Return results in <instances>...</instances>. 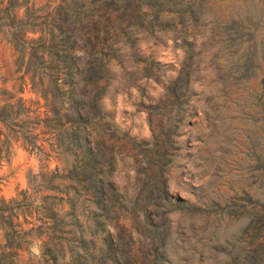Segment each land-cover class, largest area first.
<instances>
[{
  "label": "rangeland",
  "instance_id": "1",
  "mask_svg": "<svg viewBox=\"0 0 264 264\" xmlns=\"http://www.w3.org/2000/svg\"><path fill=\"white\" fill-rule=\"evenodd\" d=\"M60 1L28 7L44 16ZM89 10L102 44L97 104L106 125L81 128L84 143L96 132L115 155L101 166L112 187L104 182L99 210L83 183L67 181L77 158L53 135L68 124L45 116L29 86L18 91L19 55L0 36V111L12 106L0 121V245L6 233L20 248L12 264H151L144 236L166 230L163 264H211L196 256L204 238L212 247L244 243L240 232L264 200V0H202L191 19L179 0H96ZM19 98L36 113L15 117ZM144 153L160 160L159 172H145ZM134 204L151 205L136 211L140 238L121 234L115 254L110 239ZM44 244L53 255H42Z\"/></svg>",
  "mask_w": 264,
  "mask_h": 264
},
{
  "label": "trees",
  "instance_id": "2",
  "mask_svg": "<svg viewBox=\"0 0 264 264\" xmlns=\"http://www.w3.org/2000/svg\"><path fill=\"white\" fill-rule=\"evenodd\" d=\"M94 2L96 0H61L49 13L39 16V10L33 11L28 7V0H0V36L11 43L19 55L16 67L22 75L18 91L22 93L23 88L29 86V91L43 101L45 116L54 121L65 120L68 124L67 128L53 135L57 145L65 144L66 149L74 151L77 158L76 165L68 172L67 181L72 184L75 180L83 183V189L94 199L95 208L102 210V196H105L103 184L106 182L109 187L112 184L106 181L108 176L101 171V166L107 161V166L111 167L115 155L107 156L103 149L104 139L96 132L90 136L91 145L84 143V130L81 128L82 122L89 121L90 127L101 132L106 125L97 104L103 89L101 81L105 76V68L98 57V49L102 44L96 42V15L89 10ZM179 2L191 8L184 18L198 17L195 9L199 8L202 0ZM22 9L23 13L19 16ZM18 108L19 114H15L18 118H28L36 113L32 103L22 98L18 99ZM11 110L12 106L5 104L0 111V121L8 120ZM161 129L168 141L171 132L168 120ZM145 145L149 146L148 143ZM150 156L152 154L144 153L141 163L147 166L145 172L152 175L162 169V164L160 160H151ZM163 195L167 200L165 191ZM135 206L130 209V217L118 224L117 232L110 239L111 245L114 242L116 244L113 247L115 254L118 253L121 234L127 235L133 242L135 236L140 238L132 227L137 219L136 211H145L143 214L147 215L146 211L151 205L140 210ZM148 218L146 222L151 224L152 218ZM159 222L164 224L166 220L159 218ZM7 225L13 227L11 221ZM241 232L244 243L235 241L222 248L221 253L226 256V262L223 263L264 264V200L249 214L248 223ZM149 233V236H144L148 240L144 247L150 248L146 250L152 253L150 263L163 264V252L160 249L166 241L167 231L149 230ZM8 239L4 233L5 244L0 245V264H12L10 258L20 249ZM53 251L52 247L44 244L42 255L51 256Z\"/></svg>",
  "mask_w": 264,
  "mask_h": 264
},
{
  "label": "water",
  "instance_id": "3",
  "mask_svg": "<svg viewBox=\"0 0 264 264\" xmlns=\"http://www.w3.org/2000/svg\"><path fill=\"white\" fill-rule=\"evenodd\" d=\"M229 244L228 238L225 240L223 239V243L221 247L211 246V243L209 242V239L204 238L202 241V245L205 246V248L200 247L197 250L196 256L198 258H201V256H204L205 258L209 259L211 264H223L222 259L220 257V253L222 251V248L227 246Z\"/></svg>",
  "mask_w": 264,
  "mask_h": 264
}]
</instances>
